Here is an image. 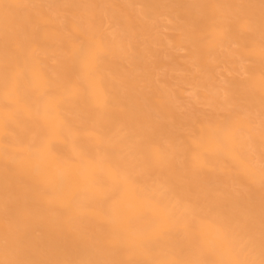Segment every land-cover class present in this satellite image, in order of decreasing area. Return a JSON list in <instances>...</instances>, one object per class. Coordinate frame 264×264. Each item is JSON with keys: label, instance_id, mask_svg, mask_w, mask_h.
Instances as JSON below:
<instances>
[{"label": "bare ground", "instance_id": "bare-ground-1", "mask_svg": "<svg viewBox=\"0 0 264 264\" xmlns=\"http://www.w3.org/2000/svg\"><path fill=\"white\" fill-rule=\"evenodd\" d=\"M0 264H264V0H0Z\"/></svg>", "mask_w": 264, "mask_h": 264}, {"label": "rangeland", "instance_id": "rangeland-1", "mask_svg": "<svg viewBox=\"0 0 264 264\" xmlns=\"http://www.w3.org/2000/svg\"><path fill=\"white\" fill-rule=\"evenodd\" d=\"M102 30L105 33H109L112 31V27L109 24L105 23L102 26ZM158 34H160L163 38H165L167 35L170 34V32L165 30V29H160V30H158ZM176 55L178 56L181 63H183L185 61V53L183 51L177 52ZM218 72L222 73L223 70L220 69V70H218ZM183 91H184L182 94L183 99L178 103V106H183V105L187 104L189 102L190 95L192 93L190 86H185L183 88ZM197 109L202 111V112H205V113L209 112V109L205 106H202V105H198ZM219 114H220V112L217 113V115H219Z\"/></svg>", "mask_w": 264, "mask_h": 264}]
</instances>
